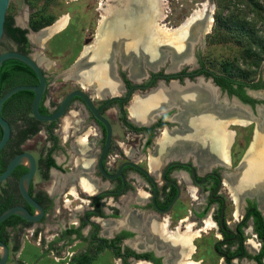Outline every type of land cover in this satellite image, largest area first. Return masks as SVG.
Instances as JSON below:
<instances>
[{"label":"flooded vegetation","instance_id":"flooded-vegetation-1","mask_svg":"<svg viewBox=\"0 0 264 264\" xmlns=\"http://www.w3.org/2000/svg\"><path fill=\"white\" fill-rule=\"evenodd\" d=\"M109 3L117 9L125 5L117 0ZM133 8L137 10L139 4ZM29 19L20 26L12 15V25L26 30L27 55L32 51ZM110 41L112 47L97 61L87 59L89 50L60 69H47L54 61L37 60L45 78L38 111L51 114L69 92H83L110 127L102 156L106 128L79 96L73 95L52 121L32 118V98L12 97L13 93L2 103L10 134L0 149V173L13 156L29 153L35 170L27 192L43 209L36 222L22 219L25 224L6 226L7 246L19 248L14 232H25L34 225L29 235H38V264H54L50 255L56 264H107L110 258L115 264H186L185 260L197 252L194 240L208 233L206 225L210 223L208 230L213 229L214 236L211 248L222 264L264 263V255L257 259L264 239L256 231L257 224L264 225V125H260L264 70L255 79L232 78L211 71L202 60L193 64L190 49L188 60L179 63L176 70H165L170 60L163 69L150 67V71H143L140 62L138 77H132L133 66L121 59L116 40ZM9 43L10 50H15L13 42ZM98 62L107 65L111 79L103 77L96 65L91 68ZM87 68L91 71L84 77L82 72ZM173 72L175 75L165 76ZM25 73L22 70L21 75ZM224 81L229 82V88L221 85ZM198 83L214 92L208 109L199 103L203 112L188 110L180 100L152 108L140 116L142 119L129 112L135 97L130 109L153 90H184ZM222 111L224 116L236 115L228 125H249L255 119L259 123L253 143L252 136L233 167L231 153L222 157L207 150L212 143L219 144L223 134L228 137L226 147L234 143L235 132L224 130ZM38 134L42 141L34 139ZM202 151L205 157L199 155ZM28 166L27 157H21L0 181V207L19 205L34 213L18 189V180ZM232 193L238 199V212L228 210L226 201L227 197L232 200ZM69 203L67 216L61 207ZM255 211L260 220H255ZM52 216L56 217L54 222ZM49 225H55L51 233ZM187 227L192 235L185 232ZM248 232L255 239L252 244L246 238ZM35 260L30 264H36ZM20 264L26 263L20 260Z\"/></svg>","mask_w":264,"mask_h":264},{"label":"rangeland","instance_id":"rangeland-1","mask_svg":"<svg viewBox=\"0 0 264 264\" xmlns=\"http://www.w3.org/2000/svg\"><path fill=\"white\" fill-rule=\"evenodd\" d=\"M159 1V3H161V16L156 24L160 25V27L166 31L177 30L192 14V17L195 16L196 11L198 13L202 12L204 18L207 16V19L202 21V24H205V26H203L205 29L202 30V33L204 31L207 33L203 34L200 39V36L198 39H195L196 42H193L190 48V54L194 59L193 64L196 63V60H202L204 66L211 71L229 75L232 78L240 80L255 79L263 74L264 54L258 51L259 48L256 46L257 43L254 38L264 42V0ZM109 2L110 0H9L7 13L13 15L17 24L20 26L26 25L28 16L30 19L33 17V19L40 20V23L50 20L49 24L37 30L30 28L29 38L32 41V51L30 55L36 60L44 59L54 61L55 65L53 67H47V69L51 70L64 67L73 62L82 50L85 54L86 49L93 45V42L97 38L100 22L105 15L104 11L110 7ZM97 7L99 8L97 9ZM65 17L67 18V22L62 29L51 33L42 41L39 40L42 33L46 34L48 29L54 28V26ZM118 30L119 29H117L116 32H118ZM123 30L126 32L129 31L127 28ZM193 33L194 32H191L189 34V38L193 36ZM182 43L184 45L185 40ZM124 49L127 50L126 54H124L127 58L129 49L125 47ZM3 50L5 49L0 46V51ZM163 52L162 56L160 54L158 60L155 62V64L161 65L159 69H163L165 65H167L166 62L170 60L168 52ZM186 56L187 53L185 54V57ZM140 62L142 66H144L143 71H150V65L148 66L144 59ZM165 70L169 71L168 66L165 67ZM136 98L137 97H135L134 100ZM130 105L128 107L129 112ZM192 107L190 111H193L192 109L194 107ZM207 108H209V105ZM234 116L230 114L226 116L223 114V116H221L226 120L225 125H223L224 130L227 129L235 132V135L232 137L233 139H231L234 143L232 146L228 145L227 148V155L229 156V153L233 155L232 167L237 165L240 157L245 153L247 144L252 136L251 144L253 143L254 132L255 130L257 132V128H259L258 119H255V122L253 120V123L249 125H228L229 121L232 119V121H235L234 119L236 118H233ZM252 125L255 126L251 128ZM38 136L39 137L34 139H40V141H42L41 136L39 134ZM210 146L207 150L212 151L216 148V146L214 149L212 148L213 143ZM227 186L229 187V185ZM226 203L228 205V210L238 212V199H235L233 193L232 200L227 197ZM61 208L68 216L70 213L69 209L71 208L70 203L66 207ZM51 219H53L52 222H54L56 217L52 216ZM49 226L51 227L49 233H51L55 225ZM33 227L34 225L27 229L29 232L26 233V236H21L26 231H19L20 244L22 242L21 239H23V242L26 244V264H30L38 253V251L29 253L27 248L30 249L31 246L35 245L39 249V245H37L39 242L38 235H36V237L29 235ZM186 231H189L188 233L191 234L188 227L185 232ZM206 231H208V233H204L199 240L198 238L194 240V243L198 246V249H196L197 252L186 259V263L222 264L221 260H219L211 248L214 242V236L212 235L213 229ZM246 238H249V242L251 240L255 242V239L250 236L249 232ZM250 244H252V242H250ZM16 253V251L9 250L8 259L5 264H20L18 260L20 256ZM21 257H24V255H21ZM50 257L53 263L56 264L55 258L52 257V255H50ZM29 258L31 259L29 260ZM199 260L201 261L199 262ZM36 261L37 260L34 262ZM107 264L115 263L114 260L110 258Z\"/></svg>","mask_w":264,"mask_h":264},{"label":"bare ground","instance_id":"bare-ground-1","mask_svg":"<svg viewBox=\"0 0 264 264\" xmlns=\"http://www.w3.org/2000/svg\"><path fill=\"white\" fill-rule=\"evenodd\" d=\"M117 1H123L122 4L125 3V5H123L119 9L114 7V13L111 6L104 11L105 15L100 22L97 38L93 42V45L86 49H89L90 51V57H88L87 59L92 58V60L96 59V61L97 59H101V56L106 54L108 48L112 47V43L110 40L115 39L117 50H119L120 52L121 59L123 61L125 59H128V63L131 64V66H133L134 68L131 73L132 77H138L140 71L138 68L140 67L139 63L141 60L144 59L148 66H152L158 60L159 55L161 54L162 56V54L164 53V49L168 52L171 61V64L168 66V70H173L176 64L186 59L184 54L185 44L183 45L182 42L189 38V34L191 32H194L193 29L197 22L207 19V17L204 18L202 12L198 13L196 11V15L192 17V14L177 30L166 31L162 29L160 25L156 24L161 16V3H159V0ZM137 3L139 4V8L137 10H133V6ZM66 22L67 18L65 17L60 22H58L54 26V28L50 30L48 29L46 34L42 33L39 37V40L42 41L51 33L62 29L65 26ZM125 28H127V30L129 31L126 32L125 30H123ZM117 29H119L118 32H116ZM124 47L129 49V55H127V58L124 56V54H126L127 52ZM95 65L96 68H98V72L101 73L103 77L111 79L108 75V67L106 64H102L99 62L93 63L91 68ZM91 68H87V71H83L82 76L89 77L88 72L91 71ZM81 81H84V79H81ZM111 91L112 90H110V92ZM154 91L155 90L143 96L142 98L145 97L143 100L135 101L130 109L133 116L143 117L152 108H157L158 106L169 103V101L172 100L182 101L183 104L186 105L188 110H191V107L193 106L194 108H192L195 109V112H203L204 109H201L199 103H202L205 108H207L210 104L209 101H212V98L214 96V92L211 90V88L207 85H202L201 83H198L194 88L187 87L184 90L174 91L171 89H159L158 91ZM142 117L140 118L142 119ZM218 140L219 144L216 145L215 149V146L212 147L214 149L212 150V152L215 156L217 155L225 157L228 148L226 147L228 141L227 134L220 135ZM199 155L205 157L203 151ZM210 228L211 224L207 223L206 229L208 230Z\"/></svg>","mask_w":264,"mask_h":264},{"label":"water","instance_id":"water-1","mask_svg":"<svg viewBox=\"0 0 264 264\" xmlns=\"http://www.w3.org/2000/svg\"><path fill=\"white\" fill-rule=\"evenodd\" d=\"M8 3H9V0H0V40L3 36V22H4L5 15L7 13ZM202 21H205V20H202ZM202 21H199L195 24V27L193 29V31H194L193 36L185 40V51H184L185 54L189 52L193 42H195V39H197L200 36V34L202 33L201 27H202V25H205V24H202L203 23ZM163 51H166V50L164 49ZM82 52L80 54V57L82 55L84 56V51H82ZM85 52H87V50ZM7 59H16V60L21 61L24 64H26L35 73V75L37 77V83L32 84V85H27V84L15 85V86L11 87L9 90H7L5 93L0 95V130H1L0 149L5 145L8 137H9V134H10L9 124L6 121V119L1 115L2 103L9 96H11L13 93H15L19 90H30V91H32V94H33L32 100L30 103V113H31L32 118H34L37 121H52V120L56 119L62 113L63 109L66 107L70 98L73 95L79 96L84 101V103L86 104L88 109L93 113V115L106 128V140H105V144H104L103 151L101 154V156H102L103 153L105 152L107 146H108V143H109L110 127H109V124L107 123V121L97 114L96 110L92 106L88 97L83 92H81L79 90L69 92L63 98V100L59 104L58 108L53 113L48 114V115L41 114L38 111V103L40 101V98L42 96V93H43V90L45 87V78H44V75L41 71V68L39 67L38 61L32 56L21 53V52L16 51V50L0 51V65L4 60H7ZM186 60H188V59H186ZM182 62L183 61H181L179 63H182ZM179 63L176 64V66L173 70H176L181 65ZM157 65L158 64H155V65H152L150 67L156 70L160 67V65H158V66ZM171 75H175L174 72L171 74L165 75V76H171ZM199 79H200V77H198V80ZM222 114H223V111H222ZM261 116H262V121L260 122V125H264V115L262 114ZM23 156L27 157V159L29 160V166H28V170L24 174H22L18 180V189H19V192H20V195L22 196V198L34 209V213L29 212L23 206H19V205L10 206L0 213V222L3 221L4 219H6L7 217H9L10 215H17L21 219L26 220L28 222H36L43 215L42 207L27 192V187L29 185V182H30V180L33 176L34 170H35V165H34L33 159L29 153H21V154H17L15 156H13V158H11L10 161L7 163L5 169L0 173V181L4 180L9 175L11 170L14 168V166L17 163H19L21 157H23ZM98 165H99L101 172L103 174H105L103 169L100 166V159L98 160ZM8 252H9V250H8L7 244H5L3 241L0 240V264L6 263V261L8 259Z\"/></svg>","mask_w":264,"mask_h":264},{"label":"trees","instance_id":"trees-1","mask_svg":"<svg viewBox=\"0 0 264 264\" xmlns=\"http://www.w3.org/2000/svg\"><path fill=\"white\" fill-rule=\"evenodd\" d=\"M50 23V20H47L46 22L40 23V20L29 19V27L33 30H37L42 26H45ZM44 28V27H43ZM26 30L23 28H19L17 26L12 25V15L6 13L4 22H3V36L0 40V46L3 47L5 50L11 49V44L9 43V40L13 42L15 45V50L26 54V46H27V39L25 37ZM254 40L257 43V47L259 48L258 51L261 54H264V42L262 40H257L254 38ZM257 54V53H255ZM257 64V63H256ZM11 70H15L14 73H11ZM17 70L20 71V73H17ZM22 70L26 71L25 74H22ZM19 74V75H18ZM11 76H14V79L11 80ZM20 76V77H17ZM229 76V75H227ZM231 77V76H229ZM36 76L33 73V71L23 62L18 61L16 59H7L4 60L0 65V93H3L4 90L8 89L9 87L16 85V84H35L36 83ZM226 81V80H225ZM223 82L221 83L222 86H226L229 88V82ZM23 95L25 99L28 101L32 98V92L30 90H20L15 92L13 96ZM5 104V103H4ZM2 116L6 118V115L4 113V110L1 112ZM5 209V205L0 207V213ZM255 215L257 216L255 220H260V217L258 216V212L255 211ZM17 223H23V220L19 218L16 215H10L6 219L0 222V240L3 241L5 244L8 242V233L6 231V226L9 224L15 225ZM25 224V223H23ZM262 226L263 224L258 225L256 231L258 232L261 239H264V231ZM18 245H14L13 248L17 249ZM264 255V243L262 244L260 248V252L257 255V259L259 260ZM259 264H264L259 261Z\"/></svg>","mask_w":264,"mask_h":264},{"label":"crops","instance_id":"crops-1","mask_svg":"<svg viewBox=\"0 0 264 264\" xmlns=\"http://www.w3.org/2000/svg\"><path fill=\"white\" fill-rule=\"evenodd\" d=\"M22 231V230H21ZM25 231H27V230H25ZM26 233L27 232H25L23 235H21V236H25L26 235ZM14 234H15V240H14V242H18L17 240H18V238H19V240H20V237H18L19 236V230H16L15 232H14ZM21 246H19V248H17V249H13V250H11V244L8 246V249L9 250H11V251H16L17 253H18V256H20V259H18V257H17V259L20 261H24V262H26V259H25V256L27 257V252L25 251V249H26V244H25V242H23L24 240L23 239H21ZM30 246V245H29ZM27 250L29 251V253H34V252H37V251H39V249H38V247H36L35 245H33V246H31V248L30 249H28L27 248ZM16 253V254H17ZM8 254H9V252H8ZM21 255H24V257H21ZM29 257H31V256H29ZM36 257V256H35ZM35 257L32 259V261L35 259ZM31 258H29V260H30ZM32 261H31V263H32ZM41 260H38V262H40ZM37 261H36V263H38Z\"/></svg>","mask_w":264,"mask_h":264}]
</instances>
